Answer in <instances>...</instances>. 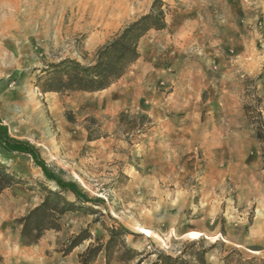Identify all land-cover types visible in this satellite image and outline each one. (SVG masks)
I'll use <instances>...</instances> for the list:
<instances>
[{
	"label": "rangeland",
	"instance_id": "obj_1",
	"mask_svg": "<svg viewBox=\"0 0 264 264\" xmlns=\"http://www.w3.org/2000/svg\"><path fill=\"white\" fill-rule=\"evenodd\" d=\"M154 1L0 0L1 119L53 174L99 202L24 246L18 220L43 189L59 188L29 155H1L23 184L0 195V264H80L119 226L130 233L125 245L142 252L128 264H154L158 253L197 264L203 250L205 264H223L232 251L236 260L264 261V0H160L167 26L139 39V58L123 78L96 93L40 90L46 66L92 63ZM196 17L208 22L200 31L179 30ZM175 58L203 80L201 91L187 89L169 104L161 71ZM151 59L163 67L151 70ZM150 76L161 77L149 107L137 94ZM85 230L91 239L64 256ZM93 264H106L104 252Z\"/></svg>",
	"mask_w": 264,
	"mask_h": 264
},
{
	"label": "trees",
	"instance_id": "obj_2",
	"mask_svg": "<svg viewBox=\"0 0 264 264\" xmlns=\"http://www.w3.org/2000/svg\"><path fill=\"white\" fill-rule=\"evenodd\" d=\"M151 5V9L146 15L141 16L137 21L125 27L119 35L99 48L92 63L82 65L78 61L64 59L46 66L39 78L40 81L41 79L44 80L43 84L40 85L41 92L57 94L70 92L96 93L105 91V89L123 78L127 69L139 58V39L151 30H163L167 26L162 9L164 5L160 0H155ZM72 120L73 118L69 119V122ZM92 140L91 135L88 136V142ZM0 146L9 152L29 155L34 165L42 169L47 179L54 184L56 183L59 188L55 192L43 189V196L39 205L18 220L17 223L20 226L19 238L24 246L37 245L46 231H59L61 228L59 220L62 216L80 210L88 212L87 208H83L85 204H99L95 199H89L87 195L83 194L73 182H65L53 174L44 161L38 157L32 146L11 139L6 128L2 125H0ZM19 184H23V181L9 172L1 163L0 195L5 190ZM66 193H70L74 200H66L64 197ZM127 234H130L129 231H126L122 226L109 229L107 243L88 247L81 255L80 264H93L101 252H104L106 264H111L113 260L128 264V262L139 259L142 252L125 245L123 236ZM89 239L91 238L87 230L81 232L73 238L69 246L65 247L63 255L70 254L75 247ZM207 251L203 250L197 254V264H205ZM158 254L157 261L154 264H189L183 257L173 258L164 253ZM235 256H239V253L232 251L222 259V263L264 264V261H259L256 258L245 261L241 258L236 260L234 259Z\"/></svg>",
	"mask_w": 264,
	"mask_h": 264
},
{
	"label": "crops",
	"instance_id": "obj_3",
	"mask_svg": "<svg viewBox=\"0 0 264 264\" xmlns=\"http://www.w3.org/2000/svg\"><path fill=\"white\" fill-rule=\"evenodd\" d=\"M195 23H196V25H195ZM195 23L186 24V22L183 21V23H181L178 26V28H179V30H184V29H186L188 27H191L192 28L191 30L200 31V28H199L198 25L199 24H206L208 22L199 21V17H196L195 18ZM0 49L2 50V45H0ZM175 59L170 60L169 65L168 66L166 65V66H164V68H162V71L161 72L164 74L163 77H161V76H158V77L150 76L151 78L146 79L144 82H142L143 85H140L139 84V89H138L139 90V94H137L138 95L137 97L140 100L141 99L144 100L145 103L149 105V107H150V105H152V106H156L157 105V103H156V100H157L156 99V95H154L153 93H154V86H155L154 83H157V79L159 77L162 78V80H161L160 83L161 84H165V86H166V89L165 90H168L169 91L168 96H167L168 98L165 100L169 104H171L172 102H174L176 104L179 103V98H177V97L182 96L181 94H183V92L185 90H187V89L192 90L193 93L195 91H197V90L198 91H201V80H203L202 76H200L196 72H194V73H188V72L187 73H183L182 67L184 66V60H179V59H176L175 60ZM158 61L160 62V59H158ZM158 61H154L152 59L150 60V65L149 66H150V69L151 70H154V68H156V70H157L158 67H163V66H160L159 63L158 64L156 63ZM147 62H149V60H147ZM172 69L173 70H177V72L175 74H173V75L172 74H167L165 72V71H170ZM177 106H176V111L178 113H180V111L178 110V107ZM172 107H174V106L172 105ZM214 109H216V108H215V106L213 107L212 104L205 108V110L209 114H211L214 111ZM0 125L4 126L6 128L7 134H8V136L11 139H13V140H15L17 142L19 141V142L27 143V144H29L30 146L33 147V145H31L30 143L24 141V139L19 138V137L16 138V137L12 136L11 134H9V128H7L5 126V123L1 119V116H0ZM0 148L2 149V151L7 152L6 155L15 154L13 152H9V151L5 150L1 146H0ZM0 158H1V155H0ZM35 167H37V166H35ZM37 168H39V167H37Z\"/></svg>",
	"mask_w": 264,
	"mask_h": 264
},
{
	"label": "bare ground",
	"instance_id": "obj_4",
	"mask_svg": "<svg viewBox=\"0 0 264 264\" xmlns=\"http://www.w3.org/2000/svg\"><path fill=\"white\" fill-rule=\"evenodd\" d=\"M2 154H7V152H4V151H2V149L0 148V155H2ZM2 157V156H1ZM0 159H3V158H0ZM4 160H6V158L4 159Z\"/></svg>",
	"mask_w": 264,
	"mask_h": 264
}]
</instances>
